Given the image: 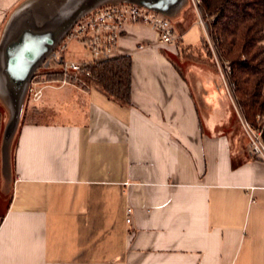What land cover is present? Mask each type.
<instances>
[{"label":"crops","instance_id":"1","mask_svg":"<svg viewBox=\"0 0 264 264\" xmlns=\"http://www.w3.org/2000/svg\"><path fill=\"white\" fill-rule=\"evenodd\" d=\"M80 1L57 12L52 0H0L2 83L29 82L67 26L106 4L157 6L176 42L125 29L130 107L93 88L38 82L36 121L8 135L0 117V264H264V163L221 128L230 109L217 78L192 66V81L172 60L184 48L203 54L194 8ZM79 56L69 60L89 61Z\"/></svg>","mask_w":264,"mask_h":264},{"label":"trees","instance_id":"2","mask_svg":"<svg viewBox=\"0 0 264 264\" xmlns=\"http://www.w3.org/2000/svg\"><path fill=\"white\" fill-rule=\"evenodd\" d=\"M199 8L218 60L230 67L228 80L238 111L264 145V0H201ZM210 49L204 38L199 56L205 60L210 53L211 63ZM84 69L83 89L93 88L121 107L131 106L130 56L91 63ZM53 76L62 77L60 71Z\"/></svg>","mask_w":264,"mask_h":264},{"label":"built area","instance_id":"3","mask_svg":"<svg viewBox=\"0 0 264 264\" xmlns=\"http://www.w3.org/2000/svg\"><path fill=\"white\" fill-rule=\"evenodd\" d=\"M189 1L197 13L199 24L204 28L205 38L210 45L213 56L216 58L215 61L220 68L219 70H221L220 66L222 65H219V60L211 46L210 38L206 30L207 26L205 27V23L199 15L201 0ZM153 10L135 3L124 2L106 4L89 10L66 32L56 49L44 60L42 68L50 69L52 66L56 67L61 72L62 79L52 82H57L60 86L68 85L69 83L66 78L68 76L81 77L85 74V65L107 61L123 55L119 52V42L125 29L135 25L151 29L156 34L159 44L164 46L173 44L176 40V35L170 20L158 15ZM65 40L78 41L89 54V61L79 63L65 60L62 53L66 48L64 44ZM138 48L142 49V46ZM224 68L228 70L227 73H230L228 65L224 66ZM221 71L222 83L230 100L233 101L231 98L232 95H230L232 92L231 86L225 80V75ZM86 75L88 76V73ZM42 89L43 87H38L37 81L32 80L28 93L34 102L40 99ZM241 121L244 129L250 136L251 153L264 163V145L260 141L259 134L253 132L244 119H241ZM131 213V209L126 210V223H130Z\"/></svg>","mask_w":264,"mask_h":264},{"label":"rangeland","instance_id":"4","mask_svg":"<svg viewBox=\"0 0 264 264\" xmlns=\"http://www.w3.org/2000/svg\"><path fill=\"white\" fill-rule=\"evenodd\" d=\"M79 1L80 0H52V2H54V7H55L57 12L60 11L61 9H65L67 7H72V6L76 5L77 3L81 4V1L80 2ZM188 1L189 0H184V2H186L187 4H188ZM91 3H92V6L96 7L100 3L102 4L103 2L92 1ZM189 4H190V1H189ZM153 11L156 12L160 16H164V14L158 10H153ZM199 15L202 18V20L204 21L205 27H206L207 26L206 25L207 20L205 18H203L201 11H200V8H199ZM78 19L79 18H77V20ZM77 20L72 21L69 24V26H67L68 28H67L66 32L71 28V26ZM208 22H209V20H208ZM206 30H207V28H206ZM60 38L57 41H59ZM175 42H176V40H175ZM210 43H211V46L213 48L214 53L216 54V51L214 49L215 46L212 45L213 43L211 40H210ZM64 44L66 45V48L62 51V53H63L65 60L71 61V60H69L70 58L71 59H73V58L77 59L79 54H80L79 57L81 60L82 59L86 60V59L90 58L87 51L84 48H82L81 44L78 41L65 40ZM209 55H210V53L208 54V56H206V59L204 60L203 59L204 57L202 58L199 55L193 56L192 53H189L188 51H183V52H181V54H179L178 57L172 56V60L175 63V65H176L177 69L179 70V72L181 73V75L187 76L192 81H193V75H191V73H189L190 68H192V66L202 68V69L206 70L207 72H209L211 75L215 76V78H217L216 82L220 85V88L223 90L225 97L227 98V100L229 102V109H230L229 120L227 123H222L221 128H223L227 132V134L230 136L231 139H235V141H237L239 143L240 147H242L244 150H249L251 152L250 136H249L248 132H246V130L244 129V126L242 124L241 119H243V117L241 116L240 112L238 111V108L236 106V101L233 97V93L232 92L230 93V95H232L231 98L233 99V101H231L229 96H228V93L225 90L224 84L222 83V77L220 74L221 70H222L221 72H223V74L225 75V80L228 81V83H229V80H228V74L229 73H227L228 70H226L224 68V66H227L228 63L227 62L222 63L219 61V65L223 66V67L220 66L221 70H219L220 68L215 61L216 58L213 56L212 50H211L212 56H210L212 59L211 63L208 59ZM57 71H59V70L54 66H52V68H50V69H43L42 66L41 67L39 66V68H37V69L31 68L30 73H32V74H31V78L29 79V82L26 79V81L23 84L15 86L14 88L12 86H10L9 83H6V84L2 83V79L0 78V117H1V122H2L3 126H4L5 120L7 121L6 122L7 126L5 127V131L7 130L6 133L8 135H12L14 133V131H15V129L19 123L24 122V121H30V120L36 121L37 120V117L33 116V114L30 113L32 110V107L34 106V102L28 93V90L31 87L32 80L41 83L42 86L43 85L48 86L50 82L56 81L55 79H57V80L62 79V77L59 78V77L53 76V73H56ZM226 77H227V79H226ZM66 79H67L69 85H71V86H75V87H79V88H82L85 86L82 78H80L79 76L78 77L68 76ZM45 91L47 93H49V92H51V89H47ZM231 91H232V89H231ZM198 99H199V97H198ZM224 105L226 106L225 103H224ZM226 110H227V108H226ZM225 112L226 111H224V113ZM217 116L218 115H215V117H217ZM3 126H1V135H2ZM5 131H4V133H5ZM8 135H7V137H8Z\"/></svg>","mask_w":264,"mask_h":264},{"label":"water","instance_id":"5","mask_svg":"<svg viewBox=\"0 0 264 264\" xmlns=\"http://www.w3.org/2000/svg\"><path fill=\"white\" fill-rule=\"evenodd\" d=\"M143 6H145V7H147V8H150V9L158 10V9H157V6H155V5H151V4H143ZM47 44H48V45H52V44H53V41L51 40V41H49ZM29 57H30L29 55H25V58L28 59Z\"/></svg>","mask_w":264,"mask_h":264}]
</instances>
